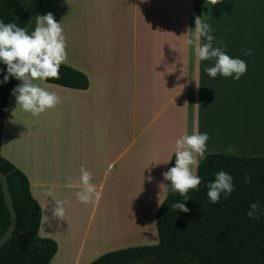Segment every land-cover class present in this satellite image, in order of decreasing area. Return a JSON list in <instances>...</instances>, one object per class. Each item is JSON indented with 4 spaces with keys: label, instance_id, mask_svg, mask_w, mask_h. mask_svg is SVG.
<instances>
[{
    "label": "crops",
    "instance_id": "crops-1",
    "mask_svg": "<svg viewBox=\"0 0 264 264\" xmlns=\"http://www.w3.org/2000/svg\"><path fill=\"white\" fill-rule=\"evenodd\" d=\"M49 12L70 22L64 64L89 86L41 84L61 103L39 116L16 105L11 90L0 147L40 205L39 235L56 242L49 264H89L135 241L143 183L158 179L160 162L166 172L182 134L207 132L205 155L264 157V0H202L216 41L247 63L238 81L208 77L214 61L198 62L183 46L198 16L192 0H43L38 15ZM82 166L98 201L81 203L79 188L66 186ZM54 199L67 202L64 220L53 215Z\"/></svg>",
    "mask_w": 264,
    "mask_h": 264
},
{
    "label": "trees",
    "instance_id": "trees-1",
    "mask_svg": "<svg viewBox=\"0 0 264 264\" xmlns=\"http://www.w3.org/2000/svg\"><path fill=\"white\" fill-rule=\"evenodd\" d=\"M43 0H0V20L33 31ZM194 11L202 15V0H192ZM6 66L0 63V81ZM68 88L86 89L84 73L62 64L59 79L46 81ZM20 81L10 78L0 83V147L8 94ZM196 174L202 182L198 191L183 201L178 193L168 192L156 214L158 243L132 246L103 253L89 264H264V214L250 219V205L264 210V157L239 156L229 152L209 153ZM175 166V155L168 169ZM223 170L233 178L234 191L218 204L207 197V183ZM0 171L8 181L17 222L10 239L0 248V264H49L57 250L56 242L39 235L41 209L32 196L24 173L0 153ZM246 175L251 177L245 183ZM170 182L167 181V185ZM183 202L188 213L173 211L172 204ZM10 221L0 183V237ZM189 221H192L188 224Z\"/></svg>",
    "mask_w": 264,
    "mask_h": 264
},
{
    "label": "clouds",
    "instance_id": "clouds-1",
    "mask_svg": "<svg viewBox=\"0 0 264 264\" xmlns=\"http://www.w3.org/2000/svg\"><path fill=\"white\" fill-rule=\"evenodd\" d=\"M206 2V0H205ZM221 0H207V3L217 5ZM195 28L192 35L183 41V46L194 47L197 61H214V65L205 69L208 77L216 79L218 76L239 80L247 72L246 61L233 58L225 51L224 42L216 41L213 36L212 26L195 17ZM218 45V46H217ZM67 43L61 23L56 22L51 12L37 16L36 26L29 33L26 29L14 23H5L0 20V63L6 66V74L3 81L7 83L10 78H15L20 83L12 89L16 105L33 116H39L49 109L55 108L61 103L60 97L52 91L41 87L48 80L59 79L60 67L67 60ZM245 56L251 55V49L244 52ZM198 87V86H197ZM210 139L207 132L201 133L197 128L191 134H182L175 140L174 155L175 166L162 173L163 179L170 183L164 187L165 198L169 191L178 193L183 201L190 199V191H198L202 182L196 174L201 161L206 159L207 141ZM230 151L234 149L230 148ZM170 157L165 163L169 162ZM251 177L246 175L245 183H249ZM66 185L69 188H79L76 198L79 202L88 204L98 201L100 193L91 182L92 174L83 166L80 168V176L77 180H71ZM207 197L212 204H218L223 193L224 198L235 190L233 178L223 170L215 174L214 180L207 183ZM51 197L52 193H46ZM55 208L53 215L64 220L66 215V201L54 199ZM159 206V204H158ZM172 210L188 213L190 210L182 202L172 204ZM264 214L258 203L250 205L246 215L250 219H259ZM192 222L189 221L188 224Z\"/></svg>",
    "mask_w": 264,
    "mask_h": 264
},
{
    "label": "rangeland",
    "instance_id": "rangeland-1",
    "mask_svg": "<svg viewBox=\"0 0 264 264\" xmlns=\"http://www.w3.org/2000/svg\"><path fill=\"white\" fill-rule=\"evenodd\" d=\"M54 16V13L51 12ZM38 16V15H37ZM70 16H67L69 18ZM37 19V17H36ZM36 19L33 23V30L36 26ZM54 19L56 22H60L61 26L63 28V33H70V22L67 21V19H64L63 17H56L54 16ZM67 43V54L71 55L73 44L70 43V39H66ZM168 164L166 163V171L168 170ZM164 162H160V170H159V177L156 181L153 182H144L143 183V192L142 196L140 198L136 199V203L138 205V208L141 209V217H142V225L140 226V229L142 231V234L139 235V237L136 238L135 241L132 243H129L128 245L116 247L114 250L121 249V248H127L132 246H143V245H155L158 243V235L156 230V214L158 210V204L160 205L162 201L165 199L164 194V187L167 183H165L166 180L162 179V173L164 172ZM163 168V171H162ZM161 182V186H160Z\"/></svg>",
    "mask_w": 264,
    "mask_h": 264
},
{
    "label": "water",
    "instance_id": "water-1",
    "mask_svg": "<svg viewBox=\"0 0 264 264\" xmlns=\"http://www.w3.org/2000/svg\"><path fill=\"white\" fill-rule=\"evenodd\" d=\"M0 183H1V188L3 191L5 203L10 213V221H9L8 227L6 228L5 232L0 237V248H1L10 239V237L13 234V231L15 229L16 222H17V214H16V210L13 205V200H12V196L10 193L7 177L1 171H0Z\"/></svg>",
    "mask_w": 264,
    "mask_h": 264
}]
</instances>
